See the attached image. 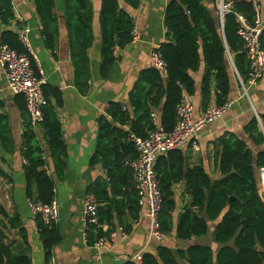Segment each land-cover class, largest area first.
Returning a JSON list of instances; mask_svg holds the SVG:
<instances>
[{
	"label": "trees",
	"instance_id": "trees-1",
	"mask_svg": "<svg viewBox=\"0 0 264 264\" xmlns=\"http://www.w3.org/2000/svg\"><path fill=\"white\" fill-rule=\"evenodd\" d=\"M121 0H100V74L106 77L116 57L114 48H123L131 42V30L134 22L130 13L120 4ZM136 8L140 0H122ZM214 14L202 0H168L164 8L165 40L159 50L166 63L167 72L162 76L154 67L143 69L134 84L129 102L133 110L130 115L119 102H110L106 114L98 118L97 142L92 162L101 163L106 170L107 181H98L89 186V193L96 199L97 215L100 223L111 225L117 218L123 222L126 212L136 219L140 211L138 196L133 184L130 169L123 165L127 156L135 157L136 150L131 136L145 137L152 129L150 115L159 108V121L166 131H170L176 121V104L181 93L193 94L194 82L190 72L197 70L201 61L205 72L201 88L202 105L208 108L212 92L215 105L228 100L229 92V53L233 64L243 79L247 77L248 61L237 36V24L234 14L224 16L220 25L215 0H211ZM35 12L42 26L44 44L51 49L54 45L52 25L56 22L55 0H33ZM64 18L69 33V50L74 67V81L81 90L87 89L88 56L87 49L93 44V3L92 0H62ZM234 10L251 16L250 4L233 0ZM14 19L12 0H0V24L9 25ZM0 43L8 44L18 53H27L18 39V32L3 29ZM32 67L36 66L32 61ZM213 83V88L211 87ZM45 102L53 98L55 106H61L62 93L59 89L42 85ZM213 90V91H212ZM16 106L25 111L20 95H14ZM0 100V140L7 148L12 142L8 134L7 115L1 112ZM258 113L263 131L253 117L248 131L256 145L264 146V113ZM40 127L44 133L49 157L55 173L60 176L65 167V143L62 137L60 121L50 106H43V119ZM253 132H256L255 135ZM24 175L27 185L36 186L35 198L42 203H50L54 198L52 176L43 168L46 160L42 157V148L29 127L22 134L20 148ZM215 167L219 177L212 179L200 166L187 167L186 159L180 148L169 150L157 156L155 171L162 196L160 212L161 229L170 232L173 229V212L176 208L173 184L181 180L190 201L178 214L175 236L180 240L204 236L208 231V221H215L212 237L220 246L214 253L210 246L191 244L186 251L178 250L180 258L188 264H264V200L259 195L258 169L264 167V148L254 153L242 140L230 135L218 143L215 153ZM0 174H5L0 171ZM29 197V186H28ZM101 204V205H100ZM4 216L7 214L1 210ZM37 227L46 257L52 246L59 240L54 224H45L38 215ZM10 227H19L16 217L8 219ZM124 224V223H123ZM130 225L125 223V230ZM101 228L89 224L86 237L92 243L96 237L106 234ZM5 228L0 225V264H31L24 254H14L5 245ZM127 264H180L166 246H158L155 253L144 252L140 261H128Z\"/></svg>",
	"mask_w": 264,
	"mask_h": 264
},
{
	"label": "crops",
	"instance_id": "crops-1",
	"mask_svg": "<svg viewBox=\"0 0 264 264\" xmlns=\"http://www.w3.org/2000/svg\"><path fill=\"white\" fill-rule=\"evenodd\" d=\"M258 1L262 10L264 41V0ZM167 2L168 0H140L139 5L133 8L120 1L121 6L132 16L140 40L131 41L123 48L116 46L114 56L117 59L109 74L102 77L98 21L100 0H92L94 38L93 44L87 49L89 62L87 89L81 90L74 81L69 33L62 0H55L56 22L52 25L54 31L52 50L44 44L42 26L35 12L33 0H12L14 19L9 25L0 24V33L7 28L18 32L27 27L31 50L39 68L43 71L45 83L62 93L61 106H55L53 98L43 105L51 107L61 124L65 143V167L60 176L55 173L40 125L33 129L35 138L42 148V157L46 160L43 168L52 176L54 197L59 205V219L54 224L59 240L46 257L37 227L38 218L31 214L27 204L28 186L31 197L36 195V186L33 183L27 185L23 169L25 162L20 152L22 134L27 128V114L26 111L17 108L14 94L6 86L4 69L0 65V100L3 102L1 112L7 115V122L2 124L7 126L12 142L11 147L7 148L0 140V171L5 174V176L0 174V225L5 228L4 244L9 246L14 254L26 255L31 264H127L128 261H135L136 256L144 252L155 253L158 246H166L178 263L188 264L185 258L178 256V250L186 251L191 244L210 246L214 253L219 248L220 245L215 243L212 237L217 220L208 221V231L204 236L192 237L190 240H180L175 236L178 214L190 201L189 195L185 193L183 180L173 184L176 202L173 229L165 232V237L161 241L150 236L149 221L143 206L140 207L136 219L128 212L123 216L122 223L114 218L112 229H116L118 225H122L125 229V223L130 227L128 231L126 230L128 234L125 238L116 232L110 249H96L91 246L92 243H89L85 237L86 227L80 216L81 201L84 195L89 193V186L98 181H107L106 170L102 164L91 161L97 142V120L106 114V107L110 102L121 103L123 109H127L130 115H133L129 94L139 78V73L145 68L153 67L152 49L165 40L163 18ZM202 2L214 14L215 7L212 1L202 0ZM204 72L203 61L199 63L197 70L190 72L194 91L189 96L196 117L205 109L201 94ZM213 85L211 83L212 88ZM249 93L256 110L264 113V75L250 88ZM214 98L212 92L208 107L215 106ZM227 98L231 101L229 110L222 117L199 129L190 141L180 148L185 155L187 167L200 166L212 179L219 177L214 157L221 139L233 135L242 140L254 153L264 148L254 143L247 129L253 111L242 94L234 71L229 72ZM152 111H155L159 117V108ZM258 129L263 131L259 124ZM255 133L253 132L254 135ZM1 210H4L7 216H4ZM11 217L19 220V227H10L8 219ZM101 225L103 231L111 229V225L107 222Z\"/></svg>",
	"mask_w": 264,
	"mask_h": 264
},
{
	"label": "built area",
	"instance_id": "built-area-1",
	"mask_svg": "<svg viewBox=\"0 0 264 264\" xmlns=\"http://www.w3.org/2000/svg\"><path fill=\"white\" fill-rule=\"evenodd\" d=\"M240 1L250 4L252 10L250 17L244 13L235 11L233 0H215V3L221 26L223 25L225 14H234L237 24L236 33L242 41V48L248 61V72L245 79L238 73L229 53L228 55L242 94L248 100L258 124L263 129L261 119L251 101L249 93L250 88L256 85L264 75L261 4L258 0ZM27 32V27L20 29L18 31V39L28 54L18 53L8 44L0 43V65L4 69L7 88L12 94L20 95L23 98L28 125L30 128L35 129L43 119L45 97L42 85L45 83V78L32 53ZM138 40H140V34L134 26L131 30V41L136 42ZM32 61L36 66V70L32 67ZM151 63L162 76L166 75L167 67L159 46L153 48L151 51ZM230 105L231 101L227 100L220 105L208 107L196 117L190 96L183 91L175 107L176 121L170 131L164 129L159 121V117L155 111H152L150 115L152 129L148 134L145 137H130L136 150V156L125 157L123 165L130 169L132 173L134 188L138 196V205L145 207V215L149 221V234L153 239L161 241L165 237V232L161 229L159 219L162 208V196L154 168L157 156L169 150L185 146L199 129L222 117L229 110ZM263 171L264 167L258 169L260 184ZM27 204L31 214L34 216L39 215L45 224H55L58 221L59 205L55 197L47 204L42 203L35 197H29ZM97 206L98 203L94 196L86 193L80 206V216L84 227L92 224L102 230V225L98 220ZM116 232L122 238H125L128 234L122 225H118L116 229H112L106 232V234L96 237L91 246L96 249H110L114 243ZM140 260L141 255H137L135 261Z\"/></svg>",
	"mask_w": 264,
	"mask_h": 264
},
{
	"label": "rangeland",
	"instance_id": "rangeland-1",
	"mask_svg": "<svg viewBox=\"0 0 264 264\" xmlns=\"http://www.w3.org/2000/svg\"><path fill=\"white\" fill-rule=\"evenodd\" d=\"M227 57H228L229 63H230V66L228 68H229V72L231 73L233 71V65H232V62H231L230 57H229L228 54H227ZM258 183H259V186H260V189H261V184H260V181H259V177H258Z\"/></svg>",
	"mask_w": 264,
	"mask_h": 264
},
{
	"label": "bare ground",
	"instance_id": "bare-ground-1",
	"mask_svg": "<svg viewBox=\"0 0 264 264\" xmlns=\"http://www.w3.org/2000/svg\"><path fill=\"white\" fill-rule=\"evenodd\" d=\"M261 186H262V192L264 194V171H263V175H262Z\"/></svg>",
	"mask_w": 264,
	"mask_h": 264
},
{
	"label": "water",
	"instance_id": "water-1",
	"mask_svg": "<svg viewBox=\"0 0 264 264\" xmlns=\"http://www.w3.org/2000/svg\"><path fill=\"white\" fill-rule=\"evenodd\" d=\"M259 195H260V197L264 200V195H263V192H262V188L259 190Z\"/></svg>",
	"mask_w": 264,
	"mask_h": 264
}]
</instances>
